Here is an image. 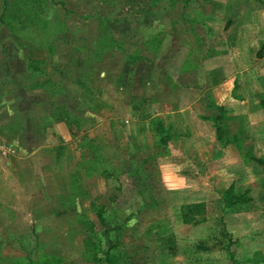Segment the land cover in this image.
Masks as SVG:
<instances>
[{"label": "rangeland", "instance_id": "1", "mask_svg": "<svg viewBox=\"0 0 264 264\" xmlns=\"http://www.w3.org/2000/svg\"><path fill=\"white\" fill-rule=\"evenodd\" d=\"M199 5V0H191L187 7L181 4L171 6L167 0H49L42 12V18L52 24L49 30L43 23L31 28H20L18 23H14L13 27L29 34L28 37L20 38L10 35L9 26L0 23V86L2 91L12 88L10 95L0 94V103H11L14 117H23L28 112L31 130H37V126L52 127L53 124V118L47 115L49 98L43 102L40 96L35 95L28 109L22 111L28 103L23 94V56L28 57L37 50L38 56L45 57L38 66L47 69L50 65L51 69L46 70L48 74L53 69L50 79H59L60 75L70 82L65 85V93L53 100L60 113L59 122L70 128V133L65 138L51 136L47 145L53 141L56 144L59 142L64 146L59 151L67 156L62 166L57 168V184L63 179L67 168L77 179L74 180L76 187L70 191L72 196L69 199H60L63 194H56L54 203L58 206L59 215L49 217L48 201L38 211V215L34 213V217L40 219V236L33 237L31 230L26 228L23 238L16 236L10 241L9 238L5 239V235L15 232L13 226L0 231L2 239L8 240V243L0 246V264L11 257L12 262L5 264H18V259L21 260L20 264H26L27 260L30 263L32 258L38 259L42 254H45L42 258L48 256V260L50 255L56 256L55 261L49 260L47 264H190L179 253L180 247L188 257H198V230L201 229V235L208 233V230L202 226L193 228L185 239L180 236L182 230L174 225L179 220V204L191 200L193 196L166 190L163 183L167 173L161 165L169 159L149 156V152L155 149L154 132L146 129L144 133L132 132L135 112H131L129 100L143 101L146 110L147 104L149 108L151 104L148 98L156 97V104L153 105L155 113L167 125L173 124L171 128L177 134L172 138L171 145L181 144V123L177 119L173 121L171 114L163 112L173 108L170 104L177 105V108L185 106L179 105L175 99L177 97L180 101V90L177 91V88L188 84H193L198 90L206 88L207 82L204 79L201 82L196 80L195 73L191 74L193 82L185 72L177 73L188 53L194 57L201 55L198 51L201 43L199 36L205 30L198 28L195 20L182 18L185 15L194 17L195 11L202 9ZM2 11L4 4L0 0V14ZM158 38L161 47L155 51L152 45L147 44H157ZM205 43L210 42L205 38ZM86 57L92 61L85 66ZM166 57L170 58V64ZM49 59L52 60L50 64L47 63ZM128 60H137V63L132 65ZM5 62L10 64L8 67L13 84L9 78H1L4 77L2 72ZM165 72L173 75L178 82L174 84L173 94L176 96H173L172 102L167 98L168 87L165 92L162 78ZM194 95L190 91L186 99ZM44 131L50 132L48 129ZM99 154L102 158H99ZM16 155H21L18 149ZM135 168L143 172L137 174ZM74 172L77 174L74 175ZM40 173L44 179L50 176ZM1 174L4 177L2 171ZM204 175L202 173L201 176ZM214 175L213 178L210 175L211 185H220L225 181L222 175ZM51 182L52 177L41 187L43 193L51 192ZM29 186L33 192L36 183L29 182ZM201 186H204L203 180ZM17 188L16 191H25L24 185ZM142 189L145 191L142 192ZM2 191L3 188L1 197L6 193ZM211 194L210 212L215 219H223L226 236L219 241L206 243L209 251L199 254L204 259L211 257L217 262L204 261L201 264H264V204L260 203L248 212L221 216L218 192L212 191ZM5 198L9 199L8 196ZM16 199L18 203L20 198ZM150 202H154L156 207L151 208L154 203L150 205ZM24 205L21 203L23 211L26 208ZM101 206L105 207V223H101L95 213ZM83 215L92 222L88 228L81 223ZM30 216L23 213L16 216L15 220L21 224L23 221L29 223ZM193 219L195 217L192 215L190 220ZM165 222L173 224L175 230L171 234L175 233L176 240L170 236L168 229L156 228ZM118 224H122L119 230L121 234L116 230ZM213 232L219 233L220 230ZM190 237L194 239L186 241ZM88 239L94 246L101 244L102 250H94L92 245H86ZM107 250L115 257L110 263L106 261L105 255L109 254H106ZM229 252H232V256Z\"/></svg>", "mask_w": 264, "mask_h": 264}, {"label": "crops", "instance_id": "2", "mask_svg": "<svg viewBox=\"0 0 264 264\" xmlns=\"http://www.w3.org/2000/svg\"><path fill=\"white\" fill-rule=\"evenodd\" d=\"M167 1L171 6L181 4L183 7H187L191 3V0ZM199 4L202 9L200 11L197 9L194 17L193 15H185L182 18L195 20V23H198V28L205 30V33L199 36L201 43L198 51L201 55L194 57L188 53L180 63L177 73L185 72L192 82L194 77L191 74L195 73L196 80L201 82L204 79L207 85L202 90H198L193 84L177 88V91L180 90L178 95L180 101L177 100V97L175 99L180 103L179 105L185 106L177 108V105L170 104L174 109L167 108L163 112L171 114L173 121L177 119L181 123L182 132L178 131L182 135L181 144L171 145L172 138L177 134L173 133V124L167 125L155 113L156 108L153 105L156 104V97L150 96L148 98L151 104L150 108L147 104L148 109L146 110L142 104L143 101H136L133 98L129 100L132 110L128 108L132 113L135 112V117L130 113L133 117L132 132L144 133L145 129L154 132L155 149L149 152V156L169 159L167 163L161 165L167 173L163 183L166 190L173 193L178 192V194L185 193V196L187 194L193 196L191 200H185L179 204L177 211L179 220L177 219V224L174 225L179 226L182 230L183 233L180 236L185 239L189 237L193 228H201L202 226L204 230H208V233L202 235L200 234L201 229L198 230L197 240L199 242L197 244L200 247V250L196 251L198 257L192 259V257H188L182 247L179 248V253L183 258L185 256V262H190V264H201L204 261L217 262L215 259H210L211 257L204 259L200 255L209 251L206 243H213L214 240L219 241L223 236H226L223 219H215V216L210 212L209 204L212 200V191L218 192V207L221 216L222 214L232 216L248 212L252 207H257L260 203L264 204V167L253 159L264 160V0H199ZM9 33L14 37L22 38L19 32L9 30ZM23 38L25 37L23 36ZM205 38L209 40V44L205 43ZM159 44H161V40L158 38L157 44L149 42L147 45H152L153 50L157 51ZM50 51L52 50L50 49ZM37 53L36 50L32 51L31 54L34 55L30 54L31 57L23 56L22 73L25 85L23 87L24 93H22L24 100L28 103L25 104L22 111L25 112L28 109V104L33 101L35 95L40 96L42 101L49 98V104L45 106L49 109L47 115L50 114L49 117L53 118L52 127L37 126V130H31L28 112L24 113V118L22 116L14 117L12 104L0 103V143H8L15 147V153L7 155L8 158L7 156H0V192L2 188V192H6L3 197L0 194V231L13 226L15 232H8L5 235V239L9 238L10 241L16 236L20 239L23 238L26 235H23L26 228L31 230L33 237L40 236L38 232L40 219L38 216L34 217V213L38 215V211L43 209L42 206L48 201L49 217L59 215L58 206L54 203L58 192L63 194L60 199L67 200L72 196L70 191L74 177L71 175L70 168H67L63 179L59 185L57 184V168L62 166L63 160H66L67 157L66 154L57 153L59 150H63L64 146H61L59 142L56 144L54 141L51 145H47L49 144L48 141H51V136L65 138V135L70 133V128L59 122L60 113L56 109L57 105L54 106L53 103L56 97L65 93L63 92L65 85L70 82L61 78L59 72V79H50L53 69L48 74L46 70L51 69L50 65L47 69L39 67L38 64H41L45 57L38 56ZM7 54L10 55L9 52ZM167 59L170 64V58ZM30 60L36 62L32 64L29 62ZM91 61L86 57L83 65L86 66ZM128 61L132 65L137 63V60ZM51 62V59L47 61L48 64ZM8 66L10 67V64L6 62L3 64L4 71L2 74L4 77L1 78L2 80L9 78L13 84L12 73ZM231 69L232 71H230ZM162 78L164 79L165 92L167 93V87L169 89L167 98L172 102L175 95V93L173 94L174 84H178V82L173 75L167 72ZM229 84L230 87H227ZM10 90L12 91V88ZM10 90L3 89L2 91L0 86V94L4 96L10 95ZM219 90L221 91L219 92ZM190 91H193L195 95L191 99H186ZM138 111L141 112L138 113ZM194 112L196 113L193 114ZM215 117L221 119L215 121ZM217 126L220 133L219 138L217 137ZM43 129H48L50 132ZM162 134L168 136L164 145L159 142ZM17 149L21 152L19 156L16 155ZM99 158H102L100 154ZM142 160L146 161L147 158ZM89 163L91 162L89 161ZM140 170L142 169L137 168L136 173L141 174L143 171ZM1 171L4 177H2ZM40 172L48 173L52 177L53 189L51 192L43 193L41 190V187L45 186L51 177L47 176L44 179V175L40 176ZM202 173L205 175L201 176ZM75 174L77 172H74ZM214 174L222 175L226 182L223 181L225 183L221 182L220 185H211L210 175L213 178ZM202 180L203 187L201 186ZM200 181L201 183L196 187L195 184ZM29 182L36 183L33 192ZM231 184L234 185L236 192L244 193L248 201L240 210L226 213L223 210L222 197L224 191ZM23 185L25 191H21V189L16 191L17 187L21 188ZM141 191L144 192L145 190L142 189ZM5 196H8L9 199L7 200ZM16 198H20L18 203L15 202L18 200ZM37 198L39 200L35 201ZM214 198H216V194H214ZM21 203L25 204V212L22 210L23 204L21 206ZM153 203L150 202V205ZM154 207H156L155 203L151 208ZM23 213L31 215L29 223L23 221L21 224L15 220L16 216ZM75 213H77L76 210ZM183 215H189L190 218L193 215L195 219L188 220V217L185 219ZM30 223L33 225L30 226ZM161 227L168 229L170 236L172 235V238L176 240L175 233L171 234L175 230L173 224L165 222L156 228ZM218 229L220 230L219 233L213 232ZM0 236V246L8 243V240L2 239L1 232ZM194 237H190L186 241H191ZM50 257L56 256L50 255ZM11 260L12 257L8 258L4 264L12 262ZM18 262L21 263V260L18 259Z\"/></svg>", "mask_w": 264, "mask_h": 264}, {"label": "trees", "instance_id": "3", "mask_svg": "<svg viewBox=\"0 0 264 264\" xmlns=\"http://www.w3.org/2000/svg\"><path fill=\"white\" fill-rule=\"evenodd\" d=\"M48 1L49 0H3L4 11H2L3 12L2 14H0V23L1 24L5 23L6 25L9 26V30H11L12 32H19L24 37H28L29 34H25L24 30L20 29L21 27L31 28V27H36L39 24L43 23L42 25H44V27L49 30V27L52 26V24L49 21H46V18H42V12ZM50 1H54V0H50ZM14 23H18L20 25V28L17 29L13 27L12 25ZM127 59H129V56L127 57ZM29 62L34 64V62L36 61L30 60ZM220 119H221L220 117L214 118L215 121L217 120L219 121ZM217 137L218 138L220 137L218 126H217ZM167 139H168V136L165 134H162L161 137L159 138V142L164 145ZM57 154H61V152L59 151ZM253 159L264 167V160L259 159V158H253ZM74 180H77V179L74 177ZM73 182L71 183V186H72L71 188H73V186L74 188L76 187L75 182L74 183ZM222 201H223V210H225L227 213L231 211L240 210L244 206L245 202L248 201V198L246 197L244 193L236 192L234 185L231 184L224 191ZM95 213L97 217L99 218L100 222L105 223V215H104L105 207L103 206L99 207ZM187 217L189 220L190 219L189 215L184 216L185 219ZM81 218H82L81 223L86 228L92 225V222L87 216L83 215ZM120 228H122V224H118L116 227L117 232L121 234V231H119ZM120 234L117 235L118 240H119ZM87 244L92 245V249L94 250H102L101 244L98 243L97 245L94 246L91 239H88L86 245ZM108 253H109V250L106 251V254ZM42 255H45V254H42ZM42 255H40V257L36 260L31 259L32 261H30V263L27 260L26 264H47L49 260L55 261L56 259V257L49 256V260H48L47 259L48 256H46L45 258H42ZM229 255L232 256V252H229ZM105 256H106V261H108L109 263L115 260V257L111 253ZM18 264L20 263L18 262Z\"/></svg>", "mask_w": 264, "mask_h": 264}, {"label": "built area", "instance_id": "4", "mask_svg": "<svg viewBox=\"0 0 264 264\" xmlns=\"http://www.w3.org/2000/svg\"><path fill=\"white\" fill-rule=\"evenodd\" d=\"M15 153V147L8 143H0V156L12 155Z\"/></svg>", "mask_w": 264, "mask_h": 264}]
</instances>
